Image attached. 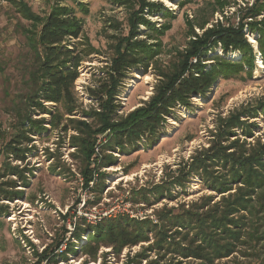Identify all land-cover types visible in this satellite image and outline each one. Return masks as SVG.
I'll list each match as a JSON object with an SVG mask.
<instances>
[{
    "label": "rangeland",
    "instance_id": "obj_1",
    "mask_svg": "<svg viewBox=\"0 0 264 264\" xmlns=\"http://www.w3.org/2000/svg\"><path fill=\"white\" fill-rule=\"evenodd\" d=\"M20 1L0 0V264H40L41 254L62 240L61 251L66 244L74 243L77 252H69L68 259L59 264H128L139 252L147 255L141 264L202 263L168 251L164 243L157 246L156 234H151L150 241L126 246L120 254L110 247H101L98 260L92 261L90 254L81 249L88 237L82 229L88 224L96 225L102 218L119 215L158 222L159 214L172 209L173 213L183 212L202 204L208 196L211 205L220 201L222 194L209 187L189 165L195 161L194 156L211 145L219 117L264 102V61L256 43L258 35L245 28L256 58L253 74L220 77L205 96L194 94L189 105L173 109L153 140L145 138L139 146L127 150L116 147L102 151L109 130L99 134L90 161L93 177L87 185L83 174L86 161L81 148L75 146V136L82 135L78 127H83L84 121L95 128L99 126L98 117L91 118L89 113L100 111L97 95L109 83L114 46L129 33L131 16L138 12L139 4L137 0H25L40 16L60 3L69 6L82 21L81 36L71 43H78V50L84 55L75 82L79 108L74 115L60 117L59 124H51L50 114L29 105V96L35 90L31 76L36 65L27 43L30 21L21 13ZM161 1L174 16L146 13L164 33L140 25L137 38L156 43L159 52L147 67L130 69L121 82L115 101L119 104L117 118L126 117L150 99L161 80L166 79L164 75L175 71L196 34L200 36L216 24L237 25L257 0H187L183 4V0ZM214 54L224 56L220 46L209 51V57ZM229 57L242 59L238 51ZM25 114L44 119L42 125L47 130L32 128L31 133L27 132L31 140L12 143ZM255 116L248 118L252 135L245 136L235 129L230 140L239 138L249 144L260 138L264 142V113ZM10 144L26 151L23 160H16ZM103 155H111L112 160L100 166ZM175 179H183V185L173 183ZM157 186L163 190L162 195H154ZM10 193L15 195L9 198ZM177 229L180 233H176ZM183 231L174 226L169 233L183 245ZM77 232H81V239L73 236ZM171 243L174 246L175 242ZM239 248L246 251L245 246ZM241 250L214 264H259L255 256H246ZM106 251L111 253L105 257Z\"/></svg>",
    "mask_w": 264,
    "mask_h": 264
},
{
    "label": "trees",
    "instance_id": "obj_2",
    "mask_svg": "<svg viewBox=\"0 0 264 264\" xmlns=\"http://www.w3.org/2000/svg\"><path fill=\"white\" fill-rule=\"evenodd\" d=\"M186 1L183 0L182 4ZM137 2L139 9L131 16L129 33L120 37L114 46V57L108 71L109 83H105L97 95L100 111L89 113L91 118L98 117L99 126L95 128L84 121L81 123L83 127H78L82 135L75 136V146L81 148L86 161L83 174L87 185L93 177L90 161L99 134H105L109 130L102 151L116 147L121 150L135 148L145 138L151 141L158 136L166 117L174 108L189 105L194 94L205 96L220 77L241 76L244 72L252 75L256 58L254 47L247 40L245 28L258 35L256 43L264 61V17L259 19L260 15H264V0H257L237 25L225 27L216 24L207 28L200 36L196 34V39L192 40L175 71L164 75L166 79L161 80L150 99L126 117L117 118L119 104L115 101L120 94L121 82L130 69L147 67L159 52L155 47L156 43L137 38L140 25L164 33V30H158L156 23L145 16L146 13L150 16L155 13L174 16L172 10H168L161 0ZM19 7L30 21L27 43L36 65L31 76L35 90L29 96V105L38 106L43 113L50 114L51 124H59L60 117L74 115L79 108L75 82L79 77L78 68L84 55L78 50V43L74 46L71 43L81 36L82 21L72 14L69 6L60 3L52 5L45 16L35 13L25 0L20 1ZM218 46L224 56L214 54L209 57V51L216 50ZM82 51L84 52L83 49ZM236 51L241 54L242 59L229 57L231 52ZM260 112L264 113V102L257 107L240 108L227 117H219L211 145L194 156L195 161L189 165L196 174L202 176L209 187L222 194L220 201L211 205V196H208L203 199L202 204L183 209V212L173 213L172 209L166 214H159L158 222L121 215L102 218L96 225L88 224L85 230L82 229L88 237L81 249L90 254L92 261H97L101 247H110L120 254L126 246L132 247L150 241L151 234H156L159 237L156 240L157 246H164V243L168 251L183 258L201 260L202 263L199 264H214L216 260L241 250L240 246H245L246 251L241 250L243 254L253 255L259 264H264V142L260 138L249 144L239 138L230 140L231 134H236L235 129H239L245 136L252 135V124L248 118L256 117ZM69 119L79 122L76 118ZM43 120L33 119L25 114L12 143L21 144L22 140H31L27 132L31 133L32 128L47 130L42 125ZM228 140L229 143L223 144ZM9 147L16 155V160L25 158L26 151L21 147L12 144ZM111 158V155H103L100 166L111 162ZM216 166L218 169H215ZM173 183L183 185V179H175ZM162 192L160 186H157L154 195H162ZM14 195L15 193H10L7 196L12 198ZM201 209L203 210L200 211ZM174 226L185 230L183 245L173 233H169ZM176 233H180V230L177 229ZM73 236L81 239L82 234L77 232ZM168 239L175 242L174 246H171ZM63 242H58L51 250H45L41 254L40 264H59L68 259L69 252H77L74 243L66 244V249L61 251L59 248ZM110 253L111 251H106L104 256ZM144 256H147L144 252L136 253L131 258L132 263L128 264H141Z\"/></svg>",
    "mask_w": 264,
    "mask_h": 264
}]
</instances>
